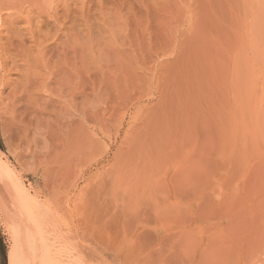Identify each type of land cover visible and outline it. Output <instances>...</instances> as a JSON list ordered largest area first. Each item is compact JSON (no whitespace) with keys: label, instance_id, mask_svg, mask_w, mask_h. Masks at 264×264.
Returning a JSON list of instances; mask_svg holds the SVG:
<instances>
[{"label":"rangeland","instance_id":"374dc122","mask_svg":"<svg viewBox=\"0 0 264 264\" xmlns=\"http://www.w3.org/2000/svg\"><path fill=\"white\" fill-rule=\"evenodd\" d=\"M0 154L52 250L264 264V0H0Z\"/></svg>","mask_w":264,"mask_h":264},{"label":"bare ground","instance_id":"6f19581e","mask_svg":"<svg viewBox=\"0 0 264 264\" xmlns=\"http://www.w3.org/2000/svg\"><path fill=\"white\" fill-rule=\"evenodd\" d=\"M58 30L59 29H57L56 32H58ZM55 35L57 34L55 33ZM11 57H14V56H11ZM70 123L71 122H69V124ZM65 124L67 127L68 123H65ZM63 126L65 127V125ZM68 128H70V125L68 126ZM66 129L63 128V130H66ZM59 132H61V128L59 129ZM50 135L52 137L56 136L55 134H50ZM63 136H58V137H63ZM45 138L46 136H44V139ZM56 139L58 138L56 137L54 140L57 141ZM64 139H63L64 145H68V144H65V141L66 140L68 141L69 138L65 140ZM59 141L58 143L61 144ZM57 168H60V166ZM40 188H41L40 184L37 182L32 184L31 182L28 181V183L26 184L24 180H22L18 175L15 174L14 168L7 161H4L3 157L0 154V213H1L0 216L2 218H11L13 220V226L10 229V243H9V246L7 247V252H6L7 264H86L84 261L85 259L81 256L79 252V248L77 246L78 244L71 246L72 247L71 253L69 251L70 247H69V250L68 248H66L69 251L68 253L66 252L67 250L64 251V246H59L61 244L57 245L58 241L56 244L57 249L55 247H54L55 250L51 249V246L54 243L55 238L57 239L59 235L57 234L58 236L55 237L54 229L52 230L45 223L43 219L45 218V215L40 212L39 205L41 201L39 200V196L37 195V194H41L42 192V189ZM32 193L33 194L36 193L37 196L35 195V197L34 196L32 197L31 195ZM6 224L8 225L7 222ZM6 224H4V226ZM50 231H53L54 233L53 232L51 233ZM77 238L78 237L75 235V240ZM59 242L65 244L62 241H59ZM214 248L215 247H213V249ZM215 249H216L215 251L221 252L220 249L222 248H219V251H218V248H215ZM204 250L205 249H203V252H204V256L202 257L203 259L200 258L201 260H198L197 264H208V260H206L205 258V256L207 255V251L206 250L204 251ZM172 262L173 264H175L174 261ZM193 263L194 262H192V264ZM215 263L217 264V262ZM181 264L183 263L181 262Z\"/></svg>","mask_w":264,"mask_h":264}]
</instances>
